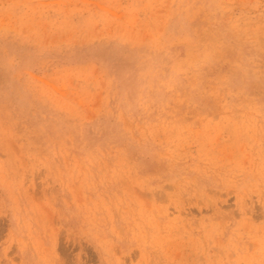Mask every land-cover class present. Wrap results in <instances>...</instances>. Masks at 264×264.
<instances>
[{"label":"rangeland","instance_id":"1","mask_svg":"<svg viewBox=\"0 0 264 264\" xmlns=\"http://www.w3.org/2000/svg\"><path fill=\"white\" fill-rule=\"evenodd\" d=\"M0 264H264V0H0Z\"/></svg>","mask_w":264,"mask_h":264}]
</instances>
